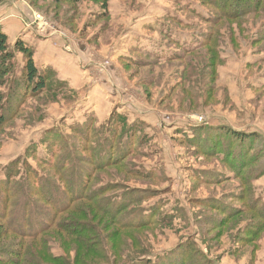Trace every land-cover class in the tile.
I'll list each match as a JSON object with an SVG mask.
<instances>
[{"label": "rangeland", "instance_id": "1", "mask_svg": "<svg viewBox=\"0 0 264 264\" xmlns=\"http://www.w3.org/2000/svg\"><path fill=\"white\" fill-rule=\"evenodd\" d=\"M31 3H0V31L20 26L6 34L15 58L0 85V188L11 228L37 235L2 230L0 251L85 264L61 230L77 225L119 264H264V0ZM18 40L59 90L13 107ZM30 177L36 192L25 194Z\"/></svg>", "mask_w": 264, "mask_h": 264}, {"label": "trees", "instance_id": "2", "mask_svg": "<svg viewBox=\"0 0 264 264\" xmlns=\"http://www.w3.org/2000/svg\"><path fill=\"white\" fill-rule=\"evenodd\" d=\"M51 1L54 4L57 3H61L63 2H67V3H79L83 0H48ZM110 0H101V4L102 7L105 8L106 4L109 2ZM259 1V0H257ZM36 2V3H35ZM46 2V0H32L31 5L32 6H37V3H44ZM8 38L6 36V34H4L3 32L0 31V85L2 84L1 82H3V78L5 75L9 74L12 69H13V60L15 58V53L13 51H10L8 49ZM14 51L19 52L23 55L24 57V63L23 66L21 67V75H20V81H16V92H14V94H12V106L15 107L17 105H19L21 102H23L26 98H39L43 93L47 92L50 93V91H58L59 89H57L59 86H53L51 85L48 76L46 75L45 72H43V70H40L36 67L33 57H32V51L27 48L22 41L18 40L16 41V43L13 46ZM19 79V77H18ZM6 111H11V109L6 110ZM120 117H116L114 120V124L120 125L121 126V122L123 121L122 119H119ZM5 121V118L3 116H0V125ZM123 127V126H122ZM121 127V130H122ZM112 138L117 141V131L112 130ZM221 133L222 136H226L227 139H234L237 141V143L239 144L240 147L245 148L248 144H249V139L251 138V135H245V134H241L238 132H234V131H230L227 129H222L219 131ZM88 134L85 133L84 134V139H86L84 142H87L88 138H87ZM111 140V139H110ZM107 143L108 145V150L111 151L112 147L110 145V141ZM215 148V145H212ZM208 150V149H207ZM221 149L219 148L218 151H220ZM121 156H125V153L121 154ZM123 159V158H122ZM49 160V159H48ZM103 160L97 161L95 163V169L101 167L104 165V162H101ZM116 160H111L109 163H115ZM28 176V175H27ZM89 175H87L88 177ZM30 182L28 181L27 178H25L26 180V185H25V194L27 192H36V183L32 180V178L30 177ZM88 180V179H87ZM85 184V183H84ZM9 189H7L5 187V185H2L0 188V219L4 220V223L7 225L8 229H6L3 225L4 228L0 227V231L4 230L1 235L5 236L8 235L10 233H13L15 235H17L18 238H22V240L24 238H35V236L37 235V233L33 232V231H26V229L28 228L27 224H23V226H21V229L16 228L15 226H13V228H11L10 224L7 221V218L10 216L11 217V213L8 215V211L7 209H4V205L6 200L12 196H8L9 195ZM67 199L69 201L75 202V201H80L79 199L74 200V196L68 197ZM46 201V200H45ZM48 204H50V202H47ZM51 205V204H50ZM14 206V202H12V207ZM67 207V208H66ZM56 212L53 213V217L48 219L47 226H45L44 224L41 226V228L46 229L48 228L51 224H53L54 222L60 221L58 220V217L61 216L65 211H68L69 207L68 205L65 206L64 208L59 207V209L55 208ZM18 215V213L16 212V210L14 209V213L12 218H16ZM22 222H25V216L21 217ZM54 220V222H53ZM50 222V223H49ZM65 226V227H64ZM76 226V227H75ZM73 228H69V226L63 225L64 228H62V233L66 234L69 237H72L73 239L75 238L76 243L78 245L77 251H81V256H79V260L82 263L85 264H119V262L123 261V259L120 257V253H118L117 249L118 246H116V252L118 254V257L120 260H118V258H114L113 256L111 257L108 253L107 250H103L98 249L95 242L91 239L88 238V236H90L91 232H88L89 229L87 228H79L77 225H75ZM58 227V226H56ZM42 229V230H43ZM49 229V228H48ZM59 230V229H58ZM250 235L257 236V231L254 229H249L248 230ZM242 239H246V238H242ZM17 247V246H16ZM120 251V250H119ZM88 255L89 260H86V257ZM52 262H56L57 264H70L73 263V260H69L68 258H55V259H49ZM63 260V262L61 261ZM133 261V259H131ZM206 263L209 264L210 261L205 259ZM120 262V263H121ZM0 264H32L30 262H27L25 260H23V256L21 254V252L16 251L14 254H12L11 252H9L8 250L4 251H0ZM35 264V263H33ZM37 264V263H36ZM131 264H135L134 262H132ZM144 264H150L149 260H145Z\"/></svg>", "mask_w": 264, "mask_h": 264}, {"label": "crops", "instance_id": "3", "mask_svg": "<svg viewBox=\"0 0 264 264\" xmlns=\"http://www.w3.org/2000/svg\"><path fill=\"white\" fill-rule=\"evenodd\" d=\"M4 32L9 36V35H12V36H15L17 35L18 33H20V26L17 25L15 22H12V23H7L6 25H4ZM29 33H26V37L25 39H28L29 38ZM40 48V46H39ZM57 57H60V55L58 54ZM51 64H54V62H50ZM50 63H47V64H50ZM50 64V65H51ZM55 65V64H54ZM53 66V65H52ZM54 67V66H53ZM55 68V67H54ZM66 69V68H65Z\"/></svg>", "mask_w": 264, "mask_h": 264}, {"label": "built area", "instance_id": "4", "mask_svg": "<svg viewBox=\"0 0 264 264\" xmlns=\"http://www.w3.org/2000/svg\"><path fill=\"white\" fill-rule=\"evenodd\" d=\"M32 19L34 23L40 25V28H42V30H45V22L44 19L40 16V14H34Z\"/></svg>", "mask_w": 264, "mask_h": 264}, {"label": "water", "instance_id": "5", "mask_svg": "<svg viewBox=\"0 0 264 264\" xmlns=\"http://www.w3.org/2000/svg\"><path fill=\"white\" fill-rule=\"evenodd\" d=\"M3 0H0V3L2 2Z\"/></svg>", "mask_w": 264, "mask_h": 264}]
</instances>
